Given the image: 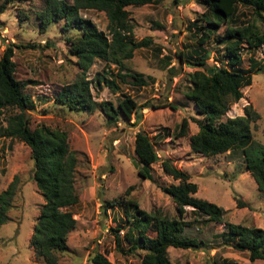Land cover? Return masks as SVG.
Instances as JSON below:
<instances>
[{
    "label": "rangeland",
    "instance_id": "374dc122",
    "mask_svg": "<svg viewBox=\"0 0 264 264\" xmlns=\"http://www.w3.org/2000/svg\"><path fill=\"white\" fill-rule=\"evenodd\" d=\"M43 6L44 0L6 3L0 12V56L10 45L14 77L24 82L23 90L33 101V109L28 113L30 127L43 125L64 131L68 149L76 156L72 185L77 202L62 208L71 212L75 226L67 234L66 249L57 252L51 264H86L93 251L102 252L115 264H138L143 252L126 253L127 244L121 239L123 229L113 230L117 218L124 216L121 208H104L103 205L108 200L131 199L140 210L178 218L174 202L162 190L163 186L176 183L162 171L164 159L189 175V180L196 185L194 197L212 202L223 210L221 222L200 223L192 221L191 207L185 206L180 216L190 222L185 232L202 239L206 247H168L170 263L220 264L221 259H228L237 264H264L262 259L250 261L246 251L232 248L217 235L223 230L224 222L264 230V197L244 170L240 150L203 156L188 146L189 136L197 130L193 118L199 116L195 115L194 106L184 93L189 85L187 73L195 67L180 62L176 53L185 45L193 46L186 26L200 17L203 6L196 0H155L141 6H127L133 38L149 37L151 44L135 50L124 64L150 80L138 88L116 81L114 90L95 83L97 74L106 69L103 60L94 58L87 69L81 71L76 59L67 53L65 34L60 32L59 24L50 23L44 31L38 29L35 13ZM79 15L105 32L103 12L87 9L81 10ZM235 15L242 22L254 24L258 31L264 27L263 21L247 7L236 6ZM224 27L222 23L203 45L208 66L218 63L219 46L214 44L213 36L221 34ZM240 56L243 68L248 65V56L262 60L264 44L253 50L243 48ZM108 69L115 72L116 67L110 63ZM78 79L87 80L92 101L107 100L115 104L123 95H128L137 105L149 102L157 107L137 108L136 120L131 117L126 122L109 120L96 106L89 111L70 110L56 101L55 95ZM164 102H170L175 108L161 106ZM246 104L258 113V118L250 124L251 137L262 143L264 72L251 74L250 84L241 88V98L230 104L225 116L242 115ZM182 118L187 120V131L184 136H177L174 128ZM136 131H143L153 139L158 159L149 165L151 179L137 173L140 164L133 153ZM32 168L29 148L21 141L0 136V191L13 174L18 178L7 211L8 220L0 226V264H47L28 246L32 225L43 202L31 179ZM236 199L240 205L235 203ZM115 233L119 236V245L115 243Z\"/></svg>",
    "mask_w": 264,
    "mask_h": 264
},
{
    "label": "trees",
    "instance_id": "16d2710c",
    "mask_svg": "<svg viewBox=\"0 0 264 264\" xmlns=\"http://www.w3.org/2000/svg\"><path fill=\"white\" fill-rule=\"evenodd\" d=\"M9 1H0V12ZM154 1L44 0L43 9L36 12L35 17L40 31H44L50 23L59 24L60 32L65 34L67 53L76 59L82 72L94 58L103 60L106 69L97 74L95 83H103L110 90L116 89V81L138 88L146 85L150 78L131 71L124 61L130 59L135 50L149 47L151 40L149 37L133 38L126 7ZM196 1L203 6V11L198 19L186 26L193 46L185 45V50L176 53L180 62L195 67L187 73L189 85L184 93L185 98L193 104L195 115L199 116L193 118L197 130L189 136L188 146L191 151L203 156L240 150L244 170L248 171L256 190L264 197V142H255L250 131V124L258 118V113L250 104H246L242 115L225 116L230 104L241 98V88L250 84L251 74L264 72L263 56L262 60L248 56L247 67L240 66V51L243 48L253 50L264 44V27L258 31L254 24L239 20L235 15L236 6L249 8L264 23V0ZM87 9L103 12L106 18L105 32L96 29L89 19L79 15L81 10ZM222 23L225 27L221 34L213 36L214 44L219 46L216 57L218 53L220 57L216 58L217 65L208 66L205 62L207 50L203 45ZM11 56L12 50L8 45L0 56V136L21 141L29 148L33 163L31 179L43 202L32 225L28 246L45 263L51 264L56 260L55 254L66 249L67 234L75 226L71 212L62 208L77 202L72 185L77 161L75 154L68 149L64 131L43 125L30 127L28 113L33 109V101L23 90L24 82L14 77ZM110 63L116 67L115 72L108 69ZM55 100L75 111H89L96 106L113 122L117 119L126 122L131 117L135 121L137 108L157 107L149 102L137 105L128 95H123L115 104L107 100L92 101L87 80L82 79L64 86L56 93ZM161 106L175 108L170 102H164ZM7 110L10 111L7 113ZM174 131L177 136H184L187 120L182 118ZM152 140L143 131L134 133L133 153L140 164L137 173L147 179L152 178L148 171L149 165L158 159ZM161 169L176 180L175 184L163 186L162 190L174 202L178 218L140 210L131 199L108 200L103 205L104 208H121L124 216L117 218L113 230L123 229L121 239L127 244L126 253L133 254L135 250L143 252L138 264H171L166 252L168 247H206L202 239L185 232V226L190 223L180 218L185 206L191 207L194 222H221V207L194 197L192 194L196 185L189 180L185 171L177 169L169 159L161 161ZM17 181V175L13 174L0 191V226L8 220L7 211L11 207ZM235 203L241 204L238 199ZM217 235L232 248L246 251L250 261L264 260L263 229L224 222L223 230ZM114 237L116 245H119L118 234L115 233ZM86 264L115 263L107 260L102 252L93 251ZM220 264L237 263L221 259Z\"/></svg>",
    "mask_w": 264,
    "mask_h": 264
}]
</instances>
